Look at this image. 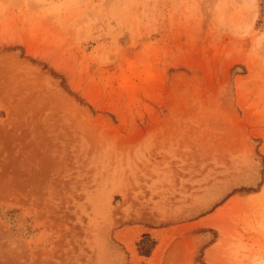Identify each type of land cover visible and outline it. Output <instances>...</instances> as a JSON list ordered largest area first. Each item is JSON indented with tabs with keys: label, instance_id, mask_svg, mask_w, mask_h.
Returning <instances> with one entry per match:
<instances>
[{
	"label": "rangeland",
	"instance_id": "1",
	"mask_svg": "<svg viewBox=\"0 0 264 264\" xmlns=\"http://www.w3.org/2000/svg\"><path fill=\"white\" fill-rule=\"evenodd\" d=\"M0 264H264V0H0Z\"/></svg>",
	"mask_w": 264,
	"mask_h": 264
}]
</instances>
